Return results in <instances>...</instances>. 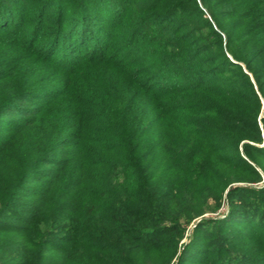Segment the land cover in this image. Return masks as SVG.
<instances>
[{
  "label": "trees",
  "instance_id": "trees-1",
  "mask_svg": "<svg viewBox=\"0 0 264 264\" xmlns=\"http://www.w3.org/2000/svg\"><path fill=\"white\" fill-rule=\"evenodd\" d=\"M0 264H264V0H0Z\"/></svg>",
  "mask_w": 264,
  "mask_h": 264
},
{
  "label": "rangeland",
  "instance_id": "rangeland-1",
  "mask_svg": "<svg viewBox=\"0 0 264 264\" xmlns=\"http://www.w3.org/2000/svg\"><path fill=\"white\" fill-rule=\"evenodd\" d=\"M223 210H224V213H225L227 209H225V207H224V209H223ZM222 216H224V215H222Z\"/></svg>",
  "mask_w": 264,
  "mask_h": 264
}]
</instances>
